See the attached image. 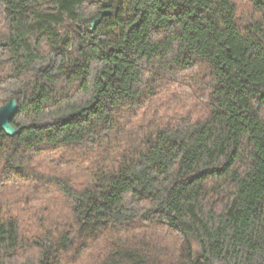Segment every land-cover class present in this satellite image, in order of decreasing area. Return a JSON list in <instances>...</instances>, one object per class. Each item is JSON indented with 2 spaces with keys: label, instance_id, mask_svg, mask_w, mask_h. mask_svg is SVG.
I'll return each instance as SVG.
<instances>
[{
  "label": "trees",
  "instance_id": "obj_1",
  "mask_svg": "<svg viewBox=\"0 0 264 264\" xmlns=\"http://www.w3.org/2000/svg\"><path fill=\"white\" fill-rule=\"evenodd\" d=\"M13 97L0 264H264V0H0Z\"/></svg>",
  "mask_w": 264,
  "mask_h": 264
},
{
  "label": "water",
  "instance_id": "obj_2",
  "mask_svg": "<svg viewBox=\"0 0 264 264\" xmlns=\"http://www.w3.org/2000/svg\"><path fill=\"white\" fill-rule=\"evenodd\" d=\"M110 14V11H105L103 16ZM100 20L95 21L90 25V31L93 32L96 27L99 25ZM19 109L17 97L11 98V100L4 106L0 107V134L5 132L8 136H15L19 133V129L16 128L12 121L16 116Z\"/></svg>",
  "mask_w": 264,
  "mask_h": 264
},
{
  "label": "rangeland",
  "instance_id": "obj_3",
  "mask_svg": "<svg viewBox=\"0 0 264 264\" xmlns=\"http://www.w3.org/2000/svg\"><path fill=\"white\" fill-rule=\"evenodd\" d=\"M194 248H195V257L197 259H200V257H201V248H200L199 244L195 242L194 243Z\"/></svg>",
  "mask_w": 264,
  "mask_h": 264
}]
</instances>
